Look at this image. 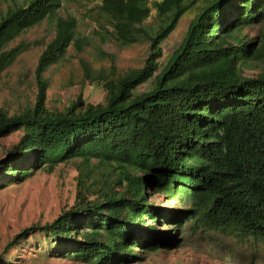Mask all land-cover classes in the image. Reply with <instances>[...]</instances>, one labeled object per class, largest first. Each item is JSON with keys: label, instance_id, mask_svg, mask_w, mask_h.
Here are the masks:
<instances>
[{"label": "trees", "instance_id": "16d2710c", "mask_svg": "<svg viewBox=\"0 0 264 264\" xmlns=\"http://www.w3.org/2000/svg\"><path fill=\"white\" fill-rule=\"evenodd\" d=\"M64 1L24 0L0 16V72L29 45L11 41L45 19L54 25L35 67L33 106L11 114L0 107V137L23 129L0 160V187L69 159H78L80 175L73 206L10 243L41 229L88 264H130L176 246L174 231L188 219L264 240V31L244 32L264 20V0H92L100 40L147 41V56L122 72L115 63L96 71L82 58L84 78L103 82L105 100L79 95L50 108L47 68L70 45L83 51L90 43L77 17L61 13ZM190 11L160 66L163 41Z\"/></svg>", "mask_w": 264, "mask_h": 264}, {"label": "rangeland", "instance_id": "374dc122", "mask_svg": "<svg viewBox=\"0 0 264 264\" xmlns=\"http://www.w3.org/2000/svg\"><path fill=\"white\" fill-rule=\"evenodd\" d=\"M22 1L24 0H0V16L9 7ZM93 4L92 0H65L61 8L63 15L73 14L77 17L78 34L88 36L90 43L83 51H77L70 45L64 55L47 68L45 75L49 86L46 103L50 108H62L79 95L91 103L105 100L107 91L103 82L84 78L82 58L96 71H110L112 63H115L117 71L122 72L141 66L147 56V41L123 45L109 34L105 40H100L95 33L96 23L89 12ZM155 14L156 10L153 9L146 23H155ZM193 15V11L188 12L163 41L164 55L160 59V66L179 44ZM261 31H264V20L244 29L250 36L259 35ZM53 34L54 25L45 19L10 42L9 46L21 42L29 45L0 72V107L9 114L26 110L36 101L38 86L35 67L42 49ZM258 70L247 68L249 73ZM150 86L148 81L140 85L139 89ZM22 134L23 129L17 128L0 137V160L19 141ZM77 160L59 161L53 170L44 167L33 169L22 180L11 179L0 187V264H88L67 251L70 249L58 246L54 237L41 229L32 231L22 240L10 243L15 234L25 227L51 221L62 210L77 202L80 176ZM89 180H93V177H89ZM94 195L91 191L88 197L92 198ZM157 197L167 203H178L177 198L166 199L164 195ZM186 202L190 204L191 201ZM174 232L179 237L176 246L149 251L144 254V259L130 264H264L262 239L236 236L209 224L194 225L190 219L183 221L178 233Z\"/></svg>", "mask_w": 264, "mask_h": 264}]
</instances>
